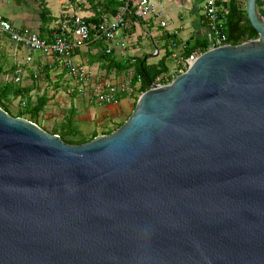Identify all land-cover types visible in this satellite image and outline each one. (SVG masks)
I'll use <instances>...</instances> for the list:
<instances>
[{"label":"water","instance_id":"water-1","mask_svg":"<svg viewBox=\"0 0 264 264\" xmlns=\"http://www.w3.org/2000/svg\"><path fill=\"white\" fill-rule=\"evenodd\" d=\"M258 37L150 82L73 144L0 106V264H264V15Z\"/></svg>","mask_w":264,"mask_h":264},{"label":"crops","instance_id":"crops-1","mask_svg":"<svg viewBox=\"0 0 264 264\" xmlns=\"http://www.w3.org/2000/svg\"><path fill=\"white\" fill-rule=\"evenodd\" d=\"M153 1L156 14L144 19L127 14L126 24L112 44L92 37L74 50V58L89 69L94 80L96 77L116 82L132 80L134 68H122L124 64L139 60L155 65L165 59L169 72L164 77L175 76L178 74L176 64L180 57L188 56V48L194 47V51H197L203 49V44H207L209 26L202 15L204 0ZM96 2L105 3V0H0V15L9 20L17 30L39 32L42 38L49 40L60 26L65 33H70L75 15L88 19L94 16L97 9L103 10L104 7H98ZM44 8L49 9L50 14L46 23H43L41 16V12L46 10ZM112 15L114 14L104 12L101 17ZM163 21L165 25H162ZM121 42L126 43L124 54ZM108 46L112 47L110 54L115 58L112 62L101 58ZM29 55L33 60L27 66L21 86L25 88V95L31 96L35 104L40 96H47L48 100L39 115L43 128L49 126L51 130L57 128L62 131L63 123L71 118L70 130H77L78 134L68 136L88 138L96 131L98 135L103 134L107 127L126 115L130 99L128 96H124L117 104L105 105L87 95H80L60 57L32 52L14 42L8 34L0 33V63L4 70L26 61ZM36 73H39V77H35ZM135 86L139 88L140 83ZM61 112L64 122L58 126L56 121Z\"/></svg>","mask_w":264,"mask_h":264},{"label":"built area","instance_id":"built-area-1","mask_svg":"<svg viewBox=\"0 0 264 264\" xmlns=\"http://www.w3.org/2000/svg\"><path fill=\"white\" fill-rule=\"evenodd\" d=\"M155 7L153 0H126L118 13L112 16H103L99 24L94 26L96 32L93 38L103 39L112 44L116 41L121 28L125 26L128 13L138 18H149L156 14ZM202 15L209 26L206 50L229 44L217 0H204ZM162 25H165L164 21ZM0 33L8 34L14 42L32 52L60 57L63 67L76 83L77 92L80 95H87L100 104H117L124 96L129 97L135 93L136 86L131 79L116 82L96 77L94 80V75L90 73L89 69L74 58V50L92 38L91 27L84 16H74L73 26L67 35L54 33L53 38L47 40L36 32L17 30L9 20L0 15ZM120 45L124 54L126 43L121 42ZM206 50L200 49L188 56L180 57L176 64L178 73L187 70ZM111 51L112 47L108 46L106 52L110 53ZM32 60L33 57L29 55L26 57V61L20 62L13 75L15 81L22 80L27 73V66Z\"/></svg>","mask_w":264,"mask_h":264},{"label":"trees","instance_id":"trees-1","mask_svg":"<svg viewBox=\"0 0 264 264\" xmlns=\"http://www.w3.org/2000/svg\"><path fill=\"white\" fill-rule=\"evenodd\" d=\"M90 1H95V0H90ZM125 2L126 0H105V3L96 2L98 7H104V9L103 10L97 9V12L95 11L94 16L88 19L86 18V20L88 21L91 27L92 37L95 36V32H96V29L94 26L98 25L102 19L101 14H103L104 12L116 14L120 11L121 7L125 4ZM257 2H258V6L260 8L261 13L264 15V0H257ZM217 4L220 9L221 17L224 20V23H223L224 32L226 33L228 37V43L239 44L244 41H248V40L258 37V32L252 26L248 18L245 0H217ZM44 9L46 10H43L41 12V16H43V19H42L43 23H46L48 19H50V17H48V15L50 14H49V9L47 8H44ZM129 15H132V14L128 13V16ZM128 16L126 15V18ZM72 26H73V21H72ZM55 31L58 34L67 35V33L63 31V28L61 26ZM36 33H38L41 36L39 32H36ZM2 34L5 35V33H2ZM96 40L104 42L103 39H96ZM202 46L204 50L207 49L206 43L203 44ZM192 51H194V47L188 48V50L186 51V55H189L190 53H192ZM101 55H102L101 58L106 62H112L113 60H115L112 54L106 52V49L103 51ZM19 65L20 63L14 68L10 67L8 70H4L2 64L0 63V106L13 115L11 108H10V104L12 103L14 99L20 97L22 98V104L25 105V108L24 110L19 111L14 116H24L36 122L37 124L41 126L39 115L44 105L46 104L48 98L46 95L40 96L37 100V104H35L32 101L31 96L27 97L25 95V88L21 86V81H15L14 76H13L15 73V70L17 69ZM131 67L134 68V74L132 76V83L134 85L138 82L140 83L139 88L136 87L135 93L133 94L134 96H136L134 108H135L138 96L142 92L150 88V82H149L150 80L156 83H169L176 76L175 75V76L164 77V74L169 72L168 70L169 68L165 62V59H162L159 63L155 65L147 64L143 60L135 61L133 63L124 64L122 70L131 68ZM34 75L35 77H39V73H36ZM130 114L127 116V118L130 116ZM126 119L120 120V122H117L116 124H115L116 122L115 121L113 123L115 124L114 127L113 126L110 128L107 127L104 130L103 134H107V133L114 131L115 129L120 127ZM71 126H72V123H71V118H70L65 121L64 126H61L62 131H58L57 128H53L51 131L49 130L48 131L51 133L59 134L65 142L73 143V144H81V143L88 142L98 135L96 131L94 132V134H92L88 138L86 137L67 138L69 137L68 135L70 134H74V135L78 134L77 130L75 132H72L70 130Z\"/></svg>","mask_w":264,"mask_h":264},{"label":"rangeland","instance_id":"rangeland-1","mask_svg":"<svg viewBox=\"0 0 264 264\" xmlns=\"http://www.w3.org/2000/svg\"><path fill=\"white\" fill-rule=\"evenodd\" d=\"M179 74V73H178ZM177 74V75H178ZM176 75V76H177ZM175 76V77H176ZM174 77V78H175ZM139 97V96H138ZM129 103H127V108H126V115L124 116V117H122V119L121 120H124V119H126L127 118V116L133 111V108H134V103H135V101H136V96H134V95H132V96H129ZM126 100H124V102H125ZM10 108H11V111H12V113H13V115H15V114H17L19 111H22V110H24V108H25V105L24 104H22V98H16V99H14L13 101H12V103L10 104ZM63 113L61 112V113H59V116H58V118H57V125L59 126V125H61L64 121H63V115H62ZM117 122H120V121H116L115 122V124L117 123ZM41 123H43V122H41ZM64 124V123H63ZM115 124H113V125H111V126H109L108 128H110V127H114V125ZM47 129H49V130H51V128L48 126V127H46ZM67 138H72V137H67Z\"/></svg>","mask_w":264,"mask_h":264}]
</instances>
